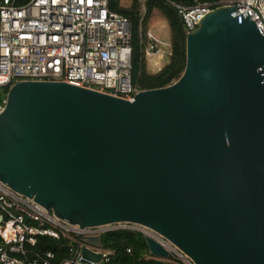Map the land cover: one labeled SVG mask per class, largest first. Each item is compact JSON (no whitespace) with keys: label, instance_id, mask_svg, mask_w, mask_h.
I'll return each mask as SVG.
<instances>
[{"label":"water","instance_id":"water-1","mask_svg":"<svg viewBox=\"0 0 264 264\" xmlns=\"http://www.w3.org/2000/svg\"><path fill=\"white\" fill-rule=\"evenodd\" d=\"M236 9L204 15L185 34L179 78L132 100L14 83L0 113V181L81 227L147 226L195 264H264V32ZM77 240L104 248L99 235ZM77 254L103 261L78 244Z\"/></svg>","mask_w":264,"mask_h":264},{"label":"built area","instance_id":"built-area-1","mask_svg":"<svg viewBox=\"0 0 264 264\" xmlns=\"http://www.w3.org/2000/svg\"><path fill=\"white\" fill-rule=\"evenodd\" d=\"M140 11H145L143 0ZM236 5L235 15L247 11L259 33L264 32V0L197 1L192 6L176 5L185 34L215 7ZM141 35L145 56L170 53V42L147 33ZM131 25L128 18L109 9L108 0H0V113L7 90L27 80H51L96 90L132 100L141 89L131 76ZM167 47V52L163 50ZM6 88V91H1ZM114 230L138 231L149 236L167 252V258L147 253L146 259L170 264H195L192 259L155 230L132 222L84 226L57 217L32 198L0 181V264H97L82 262L76 245L102 253L108 260L112 251L78 241V236H101ZM38 236L64 238L73 257L53 261L45 250L28 258L27 246Z\"/></svg>","mask_w":264,"mask_h":264},{"label":"trees","instance_id":"trees-1","mask_svg":"<svg viewBox=\"0 0 264 264\" xmlns=\"http://www.w3.org/2000/svg\"><path fill=\"white\" fill-rule=\"evenodd\" d=\"M26 0H20V3ZM197 1L213 0H143L144 13L140 11L139 0H131L128 5H123L121 0H108L109 9L128 18L131 25V76L132 82L141 90L166 86L179 78L184 70L185 56V31L182 19L176 5L192 6ZM234 1V0H224ZM156 10L167 23L169 30L170 53L167 61L156 72L146 70V59L143 51L141 35L145 34L147 22ZM1 91L5 92L6 88ZM103 247L112 251L108 260L103 264H170L169 262L148 258L144 236L141 232L131 230L108 231L101 235ZM70 244L64 239H54L48 236H38L35 245L27 246L28 258L45 250L54 253L53 261L71 258L74 252L69 250Z\"/></svg>","mask_w":264,"mask_h":264},{"label":"rangeland","instance_id":"rangeland-1","mask_svg":"<svg viewBox=\"0 0 264 264\" xmlns=\"http://www.w3.org/2000/svg\"><path fill=\"white\" fill-rule=\"evenodd\" d=\"M131 2V0H123L121 3L123 5H128ZM142 14L144 11H141ZM154 33L158 35L162 40L169 41V34H168V26L167 23L162 19V16L156 12V10L153 11V14L151 15V18L147 22V28L145 31V40H149L147 33ZM163 50L167 52V47L163 46ZM168 55L166 53L163 54L161 58H158L157 56H145L146 59V70L148 72H156V69L158 66L164 65V63L167 61ZM157 60L159 62H157ZM159 63V64H158Z\"/></svg>","mask_w":264,"mask_h":264},{"label":"crops","instance_id":"crops-1","mask_svg":"<svg viewBox=\"0 0 264 264\" xmlns=\"http://www.w3.org/2000/svg\"><path fill=\"white\" fill-rule=\"evenodd\" d=\"M121 1H123V0H121ZM164 20V19H163ZM165 21V20H164ZM166 22V21H165ZM169 31V30H168ZM155 37H157V38H159V39H161L158 35H156V34H154V33H152ZM168 34H169V32H168ZM154 56H157V55H154ZM158 58H160L159 56H157ZM157 62H159L158 60H157ZM159 64V63H158ZM163 65H161V66H158L157 67V69H156V71H158L161 67H162Z\"/></svg>","mask_w":264,"mask_h":264}]
</instances>
